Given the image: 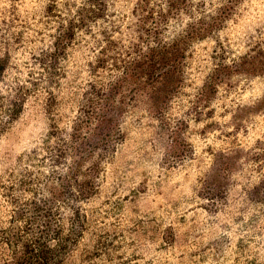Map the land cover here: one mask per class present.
Listing matches in <instances>:
<instances>
[{
  "label": "rangeland",
  "instance_id": "rangeland-1",
  "mask_svg": "<svg viewBox=\"0 0 264 264\" xmlns=\"http://www.w3.org/2000/svg\"><path fill=\"white\" fill-rule=\"evenodd\" d=\"M0 60V264H264V0H0Z\"/></svg>",
  "mask_w": 264,
  "mask_h": 264
},
{
  "label": "trees",
  "instance_id": "trees-1",
  "mask_svg": "<svg viewBox=\"0 0 264 264\" xmlns=\"http://www.w3.org/2000/svg\"><path fill=\"white\" fill-rule=\"evenodd\" d=\"M3 68L4 65L1 64L0 60V72ZM93 113H96V120L99 121L97 129L105 126L106 129L110 127L112 121L110 110L100 113L94 110ZM106 122H109V127H107ZM50 213H43L41 217V219H45V217H48L47 215L51 217V220H44L46 224L42 220H37L35 225L37 231H34V234L31 235L23 231L6 236V241L13 247L14 258L11 264H57L63 260L66 254L72 251L73 246L83 232L84 213L80 209H73L68 219L69 227L64 234H62L61 227L58 224H53V217Z\"/></svg>",
  "mask_w": 264,
  "mask_h": 264
}]
</instances>
